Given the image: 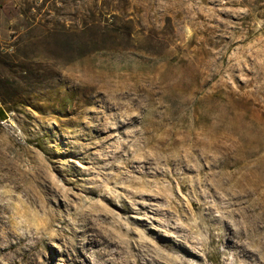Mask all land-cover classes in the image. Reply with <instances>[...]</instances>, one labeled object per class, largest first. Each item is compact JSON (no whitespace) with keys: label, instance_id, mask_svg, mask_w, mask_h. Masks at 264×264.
I'll use <instances>...</instances> for the list:
<instances>
[{"label":"rangeland","instance_id":"1","mask_svg":"<svg viewBox=\"0 0 264 264\" xmlns=\"http://www.w3.org/2000/svg\"><path fill=\"white\" fill-rule=\"evenodd\" d=\"M0 264H264V0H0Z\"/></svg>","mask_w":264,"mask_h":264}]
</instances>
